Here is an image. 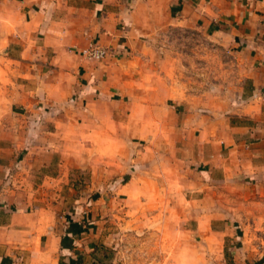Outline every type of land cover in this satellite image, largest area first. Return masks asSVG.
Segmentation results:
<instances>
[{
    "label": "crops",
    "instance_id": "obj_1",
    "mask_svg": "<svg viewBox=\"0 0 264 264\" xmlns=\"http://www.w3.org/2000/svg\"><path fill=\"white\" fill-rule=\"evenodd\" d=\"M231 4L0 0V264H264V24ZM173 26L228 33L239 85L190 92Z\"/></svg>",
    "mask_w": 264,
    "mask_h": 264
},
{
    "label": "rangeland",
    "instance_id": "obj_2",
    "mask_svg": "<svg viewBox=\"0 0 264 264\" xmlns=\"http://www.w3.org/2000/svg\"><path fill=\"white\" fill-rule=\"evenodd\" d=\"M241 1L206 0L224 11L229 10L230 6L233 7L231 3L234 2L238 7ZM257 1L262 10L259 21L264 24V0ZM250 2L255 5L256 0ZM156 38L161 55L168 60L176 77L187 85L190 92L224 93L239 85L238 72L245 65V59L241 56V47L229 45L228 33L214 35L210 30L173 26L156 35ZM74 182L80 192L87 194L83 198H99V192H89L87 187L92 183L95 188H99V174L90 175L83 169H76ZM226 260L229 261L228 253Z\"/></svg>",
    "mask_w": 264,
    "mask_h": 264
},
{
    "label": "built area",
    "instance_id": "obj_3",
    "mask_svg": "<svg viewBox=\"0 0 264 264\" xmlns=\"http://www.w3.org/2000/svg\"><path fill=\"white\" fill-rule=\"evenodd\" d=\"M81 55L91 61H100L107 57L108 49L97 43H91L87 48L81 50Z\"/></svg>",
    "mask_w": 264,
    "mask_h": 264
}]
</instances>
